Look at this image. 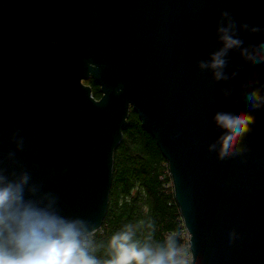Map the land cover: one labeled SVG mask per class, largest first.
Listing matches in <instances>:
<instances>
[{
  "label": "water",
  "instance_id": "1",
  "mask_svg": "<svg viewBox=\"0 0 264 264\" xmlns=\"http://www.w3.org/2000/svg\"><path fill=\"white\" fill-rule=\"evenodd\" d=\"M229 19L245 46L264 40V0H0V154L16 151L19 131L33 180L96 232L133 108L169 163L195 264H264V107L242 154L209 151L223 134L215 113L248 112L245 94H264V65L237 49L225 69L234 78L198 68Z\"/></svg>",
  "mask_w": 264,
  "mask_h": 264
},
{
  "label": "clouds",
  "instance_id": "2",
  "mask_svg": "<svg viewBox=\"0 0 264 264\" xmlns=\"http://www.w3.org/2000/svg\"><path fill=\"white\" fill-rule=\"evenodd\" d=\"M222 15L228 17L227 12ZM243 28L253 33L260 31L248 25ZM217 32L222 47L210 53L207 60L198 61V68L210 71L216 82L237 76V72H232L231 77L225 72L233 49L251 64L264 65V40L245 46L230 19L226 26L222 21ZM223 91L230 95V90ZM245 100L250 111H220L213 116L223 134L209 146V151L218 152L219 159L232 158L246 150L242 142L254 122L251 113L264 107V94L253 89L245 94ZM11 142L16 151L0 154V264H101L94 255L95 230L82 219L63 216L57 207L58 197L33 180L16 156L24 148L19 131L12 134ZM132 235L131 229L113 235L109 246L115 255L104 264H195L194 253L175 236L153 246L132 243Z\"/></svg>",
  "mask_w": 264,
  "mask_h": 264
},
{
  "label": "trees",
  "instance_id": "3",
  "mask_svg": "<svg viewBox=\"0 0 264 264\" xmlns=\"http://www.w3.org/2000/svg\"><path fill=\"white\" fill-rule=\"evenodd\" d=\"M86 83L99 99L100 86L92 78ZM129 229L133 234L131 242L138 245L156 246L175 236L187 249L189 246L169 163L133 108L114 152L108 212L102 227L92 237L94 255L101 264L115 255L109 246L113 235Z\"/></svg>",
  "mask_w": 264,
  "mask_h": 264
},
{
  "label": "built area",
  "instance_id": "4",
  "mask_svg": "<svg viewBox=\"0 0 264 264\" xmlns=\"http://www.w3.org/2000/svg\"><path fill=\"white\" fill-rule=\"evenodd\" d=\"M185 230H186V228H185ZM186 236H187V238H188V241H189V235H188V232H187V230H186ZM188 250H189V246H188Z\"/></svg>",
  "mask_w": 264,
  "mask_h": 264
},
{
  "label": "rangeland",
  "instance_id": "5",
  "mask_svg": "<svg viewBox=\"0 0 264 264\" xmlns=\"http://www.w3.org/2000/svg\"><path fill=\"white\" fill-rule=\"evenodd\" d=\"M86 80H88V79H86ZM86 80H84V82L86 83ZM87 84V83H86Z\"/></svg>",
  "mask_w": 264,
  "mask_h": 264
},
{
  "label": "flooded vegetation",
  "instance_id": "6",
  "mask_svg": "<svg viewBox=\"0 0 264 264\" xmlns=\"http://www.w3.org/2000/svg\"><path fill=\"white\" fill-rule=\"evenodd\" d=\"M89 85V84H88ZM91 86V85H90ZM92 88V87H91ZM102 94V93H101ZM102 96V95H101Z\"/></svg>",
  "mask_w": 264,
  "mask_h": 264
}]
</instances>
